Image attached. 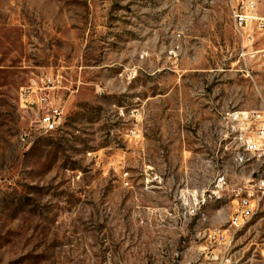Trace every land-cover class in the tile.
<instances>
[{"label":"rangeland","instance_id":"1","mask_svg":"<svg viewBox=\"0 0 264 264\" xmlns=\"http://www.w3.org/2000/svg\"><path fill=\"white\" fill-rule=\"evenodd\" d=\"M258 17L264 0H0V264H264V165L236 115L264 111ZM40 74L67 88L49 133L19 101Z\"/></svg>","mask_w":264,"mask_h":264},{"label":"built area","instance_id":"2","mask_svg":"<svg viewBox=\"0 0 264 264\" xmlns=\"http://www.w3.org/2000/svg\"><path fill=\"white\" fill-rule=\"evenodd\" d=\"M255 19L258 22V28L263 30L264 18L258 17ZM236 21L240 26L247 22L245 16L239 14L236 15ZM260 56L264 59V50L260 52ZM60 90H67L63 85V77L60 74L34 75L28 80L26 85L20 88V107L36 113V119L33 121L31 128H35L36 131L49 133L61 127V123L65 120V106ZM236 115L244 123L248 124L247 128L256 129L253 134H244L242 143L247 151L258 153L264 165V111ZM31 131L32 129L29 134ZM249 132L252 133L253 131ZM256 186L264 194V176L257 182ZM255 210V204L251 199L242 197L237 212L231 218V225L236 228L242 227L253 217Z\"/></svg>","mask_w":264,"mask_h":264},{"label":"bare ground","instance_id":"3","mask_svg":"<svg viewBox=\"0 0 264 264\" xmlns=\"http://www.w3.org/2000/svg\"><path fill=\"white\" fill-rule=\"evenodd\" d=\"M63 123H64V122H63ZM63 123H61V126H62Z\"/></svg>","mask_w":264,"mask_h":264}]
</instances>
